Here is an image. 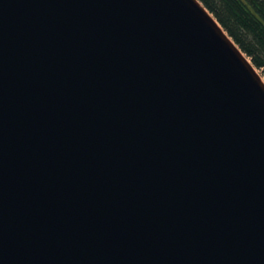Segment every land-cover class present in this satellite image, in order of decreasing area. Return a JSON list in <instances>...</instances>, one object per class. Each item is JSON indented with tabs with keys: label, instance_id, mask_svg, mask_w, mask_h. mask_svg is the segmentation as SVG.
<instances>
[{
	"label": "water",
	"instance_id": "1",
	"mask_svg": "<svg viewBox=\"0 0 264 264\" xmlns=\"http://www.w3.org/2000/svg\"><path fill=\"white\" fill-rule=\"evenodd\" d=\"M0 264H264V80L199 0H0Z\"/></svg>",
	"mask_w": 264,
	"mask_h": 264
},
{
	"label": "trees",
	"instance_id": "2",
	"mask_svg": "<svg viewBox=\"0 0 264 264\" xmlns=\"http://www.w3.org/2000/svg\"><path fill=\"white\" fill-rule=\"evenodd\" d=\"M264 77V0H199Z\"/></svg>",
	"mask_w": 264,
	"mask_h": 264
},
{
	"label": "rangeland",
	"instance_id": "3",
	"mask_svg": "<svg viewBox=\"0 0 264 264\" xmlns=\"http://www.w3.org/2000/svg\"><path fill=\"white\" fill-rule=\"evenodd\" d=\"M250 60V59H249ZM256 71L262 76V74H261V71L260 70H258L257 68H256ZM262 78H263V80H264V77L262 76Z\"/></svg>",
	"mask_w": 264,
	"mask_h": 264
}]
</instances>
